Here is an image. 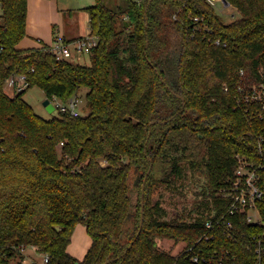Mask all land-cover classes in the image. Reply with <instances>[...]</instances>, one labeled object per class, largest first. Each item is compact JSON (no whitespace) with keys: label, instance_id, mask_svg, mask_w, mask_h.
<instances>
[{"label":"trees","instance_id":"16d2710c","mask_svg":"<svg viewBox=\"0 0 264 264\" xmlns=\"http://www.w3.org/2000/svg\"><path fill=\"white\" fill-rule=\"evenodd\" d=\"M230 2L239 12L234 20L206 0H124L117 11L95 0L84 9L97 45L89 64H80L56 61L45 44L17 48L27 0H0V264H28V246L48 255L44 264H231L232 256L254 264L248 241L264 231L263 207V223L236 213L234 237L216 228L201 242L218 250L209 263L157 243L192 244L204 222L226 209L220 189L238 154L261 165L264 187V116L234 109L238 85L264 82V0ZM196 15L211 32L198 28ZM125 18L130 31L118 26ZM15 71L26 72L28 88L39 86L46 98L68 101L88 88V114L38 115L23 99L28 88L5 90ZM184 167L201 175L204 198L191 221H166L152 193L182 179ZM78 223L90 238L81 259L68 251Z\"/></svg>","mask_w":264,"mask_h":264},{"label":"built area","instance_id":"2783aa9c","mask_svg":"<svg viewBox=\"0 0 264 264\" xmlns=\"http://www.w3.org/2000/svg\"><path fill=\"white\" fill-rule=\"evenodd\" d=\"M133 1L141 2L142 0ZM206 2L220 15L227 14L230 6L235 8L230 0H206ZM235 10L237 11L236 8ZM229 16H233V13H230ZM193 20L198 23L199 29L203 28L211 32L203 21V17L196 15L193 17ZM208 40H213L215 44H220L219 38L210 37ZM96 45L97 37L88 34L72 40L57 38L52 44L47 45V49L53 53L56 61H60L63 59L70 60L76 52L88 54ZM30 71H33V68H30L27 72ZM240 74H242V70H240ZM28 86L29 82L26 72H12L5 79L4 83L5 90L11 89L12 93L26 90ZM224 89L227 90V87H224ZM234 99V109L244 108L248 110L251 108L250 111L252 114L260 117L264 116V82L247 86L238 85ZM49 100L53 104L54 109H57L59 112H65L72 116L80 115L77 108V97L75 96L71 97L67 102H63L56 96H52ZM258 139L259 141H263L264 136L259 134ZM236 160L237 164L232 178L226 186L220 189L221 196L228 198L226 209L220 215L211 216L204 222V231L194 243L186 244L183 242L180 248L179 252L184 254L193 263H209L217 259L218 250L210 252V250H205V247L200 244L202 241L213 239L214 235L212 231L216 228H220L228 233L230 237H234L235 228L230 219L231 215L243 212L249 223H263L261 207L264 208V187L260 183L261 176L259 170L261 165L249 161L244 155L238 154ZM248 248L253 250L256 255L254 264H262L261 258L264 255V231L261 234L250 236ZM220 252V255L228 254V251L225 249H220ZM47 261L48 255L44 254L42 255L41 261L30 260L28 264H44ZM231 261V264H238L234 256H232Z\"/></svg>","mask_w":264,"mask_h":264},{"label":"rangeland","instance_id":"374dc122","mask_svg":"<svg viewBox=\"0 0 264 264\" xmlns=\"http://www.w3.org/2000/svg\"><path fill=\"white\" fill-rule=\"evenodd\" d=\"M95 0H28L27 2V25L29 27L28 35L33 37H42L45 33H49L51 30V24H56L58 26H65L66 28L75 27L79 31L86 33L89 22H88V12L82 8L84 6L92 5ZM104 4L110 9L117 11L119 7L124 6V0H103ZM63 11V18H60V13ZM69 13H72L70 16ZM233 13V16H229ZM224 20H234L239 17V12L235 10L233 6L229 7V12L227 14H221ZM71 18V19H70ZM125 24V30L130 31L132 28L129 21L125 18L118 26ZM121 28V27H120ZM26 33V32H25ZM25 37V36H24ZM20 39L17 43L19 46L30 44V40L26 38ZM173 44L176 45L175 40H172ZM175 49V48H173ZM70 61L89 64L88 54L75 53ZM9 94L12 93L11 89L6 90ZM88 88L84 87L79 89L77 92V108L80 115L88 114V106L86 101V92ZM23 99L33 108L34 112L38 115L47 118L52 114L57 113V109L49 112L43 105V101L46 98L44 91L37 85L30 86L24 93ZM67 102V101H63ZM186 172V173H185ZM184 175L182 179L164 184L158 185V187L153 191L151 201H158L160 206L163 207L165 215L162 219L166 221L179 220V221H191L195 217V207L204 198L202 194V189L204 187L201 175H195L191 173L187 167H184ZM165 179V176H164ZM133 182L137 184L138 178L135 174ZM137 188H133V194ZM85 234V236H84ZM83 237L87 239V233L84 228L77 224L73 230L72 240L70 242V247L75 248L74 253L80 254L75 255L76 258L81 259L85 254L87 249H82ZM158 239V245L168 246L170 248L171 243H173L170 251L172 254H177L183 245L184 241L174 242L173 239ZM167 243H169L167 245ZM160 247V248H161ZM82 249V251H81ZM25 255L24 262L28 263L32 261H41L42 255L35 253L31 247H26L23 250Z\"/></svg>","mask_w":264,"mask_h":264},{"label":"crops","instance_id":"0c3cea01","mask_svg":"<svg viewBox=\"0 0 264 264\" xmlns=\"http://www.w3.org/2000/svg\"><path fill=\"white\" fill-rule=\"evenodd\" d=\"M27 2H28V0H27ZM84 7H86V6H84ZM84 7H82V8H84ZM69 14H70V16L72 15V13H69ZM63 15H64L63 11H61L60 18H63ZM87 20H89V16H88ZM26 21H27V16H26ZM27 31L29 32V27H28L27 22H26V28H25V32L26 33H25V37L24 38L29 39L31 36L28 35ZM89 32H90V28L89 27H88L86 33H83L81 31H79L78 29H76L75 27H69V28H66L65 26H62V27L58 26L57 27L56 24H51V30L49 31V33H45L42 37L36 36V37H33V39H29L31 41L30 44L22 45V46H19L17 44L16 47L17 48L40 47L43 44H45V45L52 44L55 41V39H57V38H61V39H64V40H72V39H76V38L81 37V36L88 35ZM78 224H80V223H78ZM80 225L84 228V230L86 232L85 227L82 224H80ZM72 236H73V234H72ZM84 236H85V234H84ZM87 239L88 240H86V237H83L84 245H83L82 249H87L89 244H90V238H89L88 234H87ZM163 239H168V238H163ZM163 239H161V240H163ZM157 242H158V240H157ZM168 244L169 243H167V245ZM172 245H173V243H171L170 248L172 247ZM159 247H161V245ZM161 248L164 249V250H170V248H168V246H162ZM82 249H81V251H82ZM32 250L35 253H37L34 248H32ZM68 251L73 256L80 255V254L74 253V251H76V250H75V248L73 250V248L70 247V244L68 246ZM171 253H172V250H171Z\"/></svg>","mask_w":264,"mask_h":264},{"label":"water","instance_id":"95a60500","mask_svg":"<svg viewBox=\"0 0 264 264\" xmlns=\"http://www.w3.org/2000/svg\"><path fill=\"white\" fill-rule=\"evenodd\" d=\"M145 10H146V7H145ZM43 105L45 106V108L51 112L54 110V106L53 104L50 102L49 98H45L44 101H43ZM149 171V170H148ZM147 171V172H148ZM145 180V179H144ZM142 192H143V185L141 187V195H142ZM142 207H143V202L141 201V211H140V221H139V225L141 226L142 224V219H143V215H142ZM140 230V227L138 229V232Z\"/></svg>","mask_w":264,"mask_h":264}]
</instances>
